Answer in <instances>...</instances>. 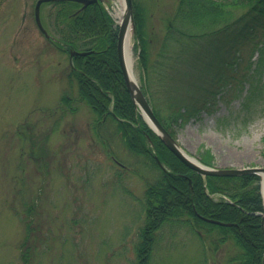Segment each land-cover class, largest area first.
I'll return each instance as SVG.
<instances>
[{"label":"rangeland","instance_id":"obj_1","mask_svg":"<svg viewBox=\"0 0 264 264\" xmlns=\"http://www.w3.org/2000/svg\"><path fill=\"white\" fill-rule=\"evenodd\" d=\"M140 1L146 27L156 37L152 61L178 0ZM35 2L0 0V264H23L19 254L26 222L33 229L31 264H137L145 182L154 179V171L124 149L112 126L99 125L96 131L84 103L74 102V113L61 111L62 95L77 97V85L67 77L71 49L60 50L39 31ZM120 5L119 0L103 3L115 30ZM53 12L49 5L40 11L45 30L53 31L48 19ZM241 12L234 10L232 19ZM131 37L136 83L156 99L160 73L141 70L135 33ZM228 97V105L219 102L215 114L174 127L175 140L197 161L208 150L214 168L264 167V110L240 135L221 131L215 118L240 101ZM258 182L260 187L261 178ZM153 237L148 264H225L226 255L235 251L229 243L212 251L210 239L203 245L185 225L166 223Z\"/></svg>","mask_w":264,"mask_h":264},{"label":"trees","instance_id":"obj_2","mask_svg":"<svg viewBox=\"0 0 264 264\" xmlns=\"http://www.w3.org/2000/svg\"><path fill=\"white\" fill-rule=\"evenodd\" d=\"M48 5L54 8L48 16L53 31L47 32L54 39L49 43L67 53L70 49L88 52L70 59L67 77L77 85V97L62 95L61 111L74 113L77 107L72 104L84 103L95 117L96 131L99 125L112 126L124 149L154 171V179L145 182L137 264H148L153 236L166 223L188 226L203 245L210 239L212 251L229 243L235 251L226 255L225 264H262L259 177H202L188 169L148 127L131 100L117 60V30L103 4L95 2L81 10L72 1L42 7ZM241 9L232 19L233 11ZM146 12L140 0H132L138 65L146 75L156 68L162 80L156 99L146 88L141 91L149 95L153 114L163 128L175 139L174 127L182 128L203 113L215 114L218 103L228 105V96L234 95L240 99L238 107L217 116L215 124L221 131L242 134L264 110V0H178L172 18L166 21L158 58L152 61L156 37L146 27ZM199 161L212 166L208 150L200 152ZM211 194L221 198L214 200ZM31 209L33 205L27 212ZM25 224L28 232L19 255L23 264H31L29 233L33 229Z\"/></svg>","mask_w":264,"mask_h":264},{"label":"water","instance_id":"obj_3","mask_svg":"<svg viewBox=\"0 0 264 264\" xmlns=\"http://www.w3.org/2000/svg\"><path fill=\"white\" fill-rule=\"evenodd\" d=\"M61 1H72L82 5L81 8H85L87 5L97 2L98 0H37L34 5V19L37 27L41 31V33L49 38L47 32L41 25L39 18V9L42 3L46 2H61ZM101 1V0H100ZM124 3V14L122 19L118 25V32L116 38V55L119 63V67L121 70L122 78L126 87V90L133 101V103L140 109L141 115L148 126L152 129V131L158 136L163 145L178 159L180 160L186 167L197 172L201 176H240L245 174H255L261 178V193L263 197L264 203V195H263V181H264V167H247L241 169H219L212 168L201 164L199 161L194 159L193 157L187 155L178 145L177 141L173 139L167 131L161 126L159 121L154 116L152 109L146 100L145 96L142 94L139 86L136 82L129 76L124 60V39L128 26L131 27V32L135 33L133 16H132V0H123ZM70 56L76 55H86L87 52H76L70 50ZM261 215V231L264 236V205L263 212ZM205 221L210 223H214L217 225L228 226L229 223H223L213 219L203 218ZM262 264H264V255L262 259Z\"/></svg>","mask_w":264,"mask_h":264},{"label":"bare ground","instance_id":"obj_4","mask_svg":"<svg viewBox=\"0 0 264 264\" xmlns=\"http://www.w3.org/2000/svg\"><path fill=\"white\" fill-rule=\"evenodd\" d=\"M121 5L120 8L115 13L116 18L120 20L124 14V3L123 0H119ZM124 60L125 66L129 76L136 82L134 73H133V65H134V58L132 53V37H131V27L128 26L125 39H124ZM263 195H264V181H263Z\"/></svg>","mask_w":264,"mask_h":264}]
</instances>
